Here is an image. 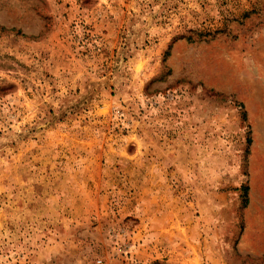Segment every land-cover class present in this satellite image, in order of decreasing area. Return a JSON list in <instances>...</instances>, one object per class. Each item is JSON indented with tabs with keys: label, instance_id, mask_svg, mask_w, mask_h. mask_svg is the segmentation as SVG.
<instances>
[{
	"label": "rangeland",
	"instance_id": "obj_1",
	"mask_svg": "<svg viewBox=\"0 0 264 264\" xmlns=\"http://www.w3.org/2000/svg\"><path fill=\"white\" fill-rule=\"evenodd\" d=\"M0 264H264V0H0Z\"/></svg>",
	"mask_w": 264,
	"mask_h": 264
},
{
	"label": "built area",
	"instance_id": "obj_2",
	"mask_svg": "<svg viewBox=\"0 0 264 264\" xmlns=\"http://www.w3.org/2000/svg\"><path fill=\"white\" fill-rule=\"evenodd\" d=\"M97 263H100V260H97Z\"/></svg>",
	"mask_w": 264,
	"mask_h": 264
}]
</instances>
